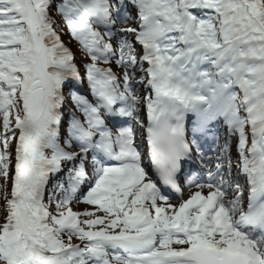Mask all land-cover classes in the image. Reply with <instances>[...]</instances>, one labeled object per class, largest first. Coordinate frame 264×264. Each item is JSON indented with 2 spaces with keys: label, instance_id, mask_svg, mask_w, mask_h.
<instances>
[{
  "label": "snow or ice",
  "instance_id": "obj_1",
  "mask_svg": "<svg viewBox=\"0 0 264 264\" xmlns=\"http://www.w3.org/2000/svg\"><path fill=\"white\" fill-rule=\"evenodd\" d=\"M0 264H264V0H0Z\"/></svg>",
  "mask_w": 264,
  "mask_h": 264
},
{
  "label": "rangeland",
  "instance_id": "obj_2",
  "mask_svg": "<svg viewBox=\"0 0 264 264\" xmlns=\"http://www.w3.org/2000/svg\"><path fill=\"white\" fill-rule=\"evenodd\" d=\"M76 52V51H75ZM77 54V53H76ZM174 203L176 202V201H173ZM72 207H73V210L74 211H81V210H83L86 206L85 205H83V204H74V205H72Z\"/></svg>",
  "mask_w": 264,
  "mask_h": 264
},
{
  "label": "trees",
  "instance_id": "obj_3",
  "mask_svg": "<svg viewBox=\"0 0 264 264\" xmlns=\"http://www.w3.org/2000/svg\"><path fill=\"white\" fill-rule=\"evenodd\" d=\"M64 39H65V41H68V37L67 36H64ZM71 45L76 48L75 42H73Z\"/></svg>",
  "mask_w": 264,
  "mask_h": 264
}]
</instances>
